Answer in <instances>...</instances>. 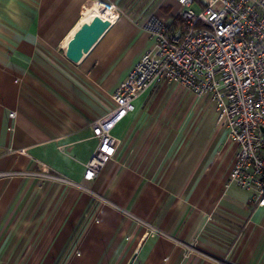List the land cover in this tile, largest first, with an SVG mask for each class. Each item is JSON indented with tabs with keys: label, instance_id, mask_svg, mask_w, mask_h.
<instances>
[{
	"label": "crops",
	"instance_id": "1",
	"mask_svg": "<svg viewBox=\"0 0 264 264\" xmlns=\"http://www.w3.org/2000/svg\"><path fill=\"white\" fill-rule=\"evenodd\" d=\"M95 1L0 0V264H264V205L254 187L225 186L237 143L207 97L150 83L84 178L94 121L151 45L144 22L185 8L103 0L116 17L73 62L67 42Z\"/></svg>",
	"mask_w": 264,
	"mask_h": 264
},
{
	"label": "built area",
	"instance_id": "2",
	"mask_svg": "<svg viewBox=\"0 0 264 264\" xmlns=\"http://www.w3.org/2000/svg\"><path fill=\"white\" fill-rule=\"evenodd\" d=\"M96 1L100 8L117 11L111 1ZM180 1L185 6L179 13L183 23L167 22L153 14L144 22L151 45L114 89V106L94 121L93 134L98 142L83 176L93 178L114 155L117 140L110 129L131 109L135 96L150 83L162 81L208 98L216 122L237 143L225 186L234 183L243 188L254 187L253 200L262 206L264 0H201L199 10L191 7L193 0ZM33 174L67 180L45 173Z\"/></svg>",
	"mask_w": 264,
	"mask_h": 264
},
{
	"label": "water",
	"instance_id": "3",
	"mask_svg": "<svg viewBox=\"0 0 264 264\" xmlns=\"http://www.w3.org/2000/svg\"><path fill=\"white\" fill-rule=\"evenodd\" d=\"M110 24V19L102 18L98 14H93L78 23L67 42L65 56L73 62L80 60Z\"/></svg>",
	"mask_w": 264,
	"mask_h": 264
},
{
	"label": "bare ground",
	"instance_id": "4",
	"mask_svg": "<svg viewBox=\"0 0 264 264\" xmlns=\"http://www.w3.org/2000/svg\"><path fill=\"white\" fill-rule=\"evenodd\" d=\"M93 14H98L100 17L108 18L111 21L116 17V11L114 9L100 8L97 1L90 3L86 9V17H90Z\"/></svg>",
	"mask_w": 264,
	"mask_h": 264
},
{
	"label": "trees",
	"instance_id": "5",
	"mask_svg": "<svg viewBox=\"0 0 264 264\" xmlns=\"http://www.w3.org/2000/svg\"><path fill=\"white\" fill-rule=\"evenodd\" d=\"M176 23H183L182 18L179 15H176L173 19Z\"/></svg>",
	"mask_w": 264,
	"mask_h": 264
}]
</instances>
